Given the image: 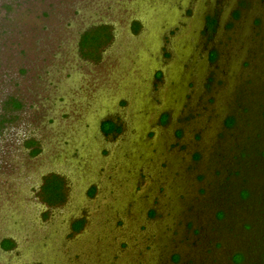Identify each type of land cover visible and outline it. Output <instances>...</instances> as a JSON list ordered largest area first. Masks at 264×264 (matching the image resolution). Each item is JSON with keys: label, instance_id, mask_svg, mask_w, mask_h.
I'll return each instance as SVG.
<instances>
[{"label": "rangeland", "instance_id": "1", "mask_svg": "<svg viewBox=\"0 0 264 264\" xmlns=\"http://www.w3.org/2000/svg\"><path fill=\"white\" fill-rule=\"evenodd\" d=\"M100 23L113 38L83 54L82 33ZM261 27L264 0H0V264H236L240 251L254 255L240 264H258L260 222L220 217L215 194L240 141L225 121L248 119L264 97V77L260 90L250 83L264 66L246 64L243 47ZM12 97L23 106L7 112ZM107 118L123 132L104 134ZM53 173L66 198L48 205Z\"/></svg>", "mask_w": 264, "mask_h": 264}, {"label": "trees", "instance_id": "2", "mask_svg": "<svg viewBox=\"0 0 264 264\" xmlns=\"http://www.w3.org/2000/svg\"><path fill=\"white\" fill-rule=\"evenodd\" d=\"M246 4V1H241V5L244 6ZM215 14H207L206 16V24L204 28L205 33H209L211 36L217 31L219 27V11L216 9ZM243 15L242 9H237L234 13V18L239 19ZM262 22V17L257 19V23L259 24ZM235 24V23H234ZM232 26L233 23H230ZM140 27V22L136 21L134 24L135 30H137ZM264 29L261 27L260 29V36L258 40L255 43V46L249 47L246 44H243V47L245 51L249 54L248 63L246 64H252V62L256 63V66H264V35L261 34ZM258 32V33H259ZM113 32L111 30L110 25L100 23V24H94L90 26L87 30H85L81 35L80 40V49L85 55L94 56L97 58L99 48L107 44L111 41L113 38ZM245 38H249L248 35L245 36ZM240 39L243 41L244 36L240 37ZM222 53L219 52L218 48H214L210 53V61L217 62L221 58ZM262 58V59H261ZM257 59L260 60L257 62ZM254 63V64H255ZM223 66V65H222ZM219 70H223L220 68ZM217 73L214 72L211 75V80L217 79ZM253 75V74H252ZM249 75V76H252ZM264 77L263 70L260 72H256L255 75H253L250 78V83L254 82L256 87L259 88L258 83L259 81ZM219 81L222 83L225 81L224 78H219ZM249 83V84H250ZM241 87L240 89L243 90V93H245L248 88L247 84H244L243 82L239 85ZM263 88V87H262ZM260 90V88L258 89ZM262 92V91H261ZM243 94V98L245 96ZM264 96V94H263ZM263 98V99H262ZM257 100V99H256ZM259 101L256 102L258 109L256 111H249L250 108H248V114L250 117L246 120L241 118L239 121L238 117L235 115H230L227 120L225 121V127L227 129L230 128H238L240 129L239 137L240 139L239 143H237V151H236L235 157H233L232 160L227 159V163L221 167V169H218L219 173H224L225 177V183L222 184L221 188L217 190L216 200L223 205L221 212L219 213L220 217L225 216L230 217L232 222L237 223L241 218L248 219L250 223L248 224L247 228L252 229L253 225L257 224V222H260L261 229H256L257 236H262L263 238L259 237L261 240L259 243L256 241L255 245H261L260 243L264 241V97H259ZM23 104L20 100H18L15 97L9 98L4 102V110L9 111V109L12 110H18L22 108ZM247 112V111H246ZM4 115L0 114V120L2 121V117ZM169 116V113H165L161 117V122L166 123L167 117ZM253 118H252V117ZM4 118V117H3ZM5 120V118H4ZM260 124L258 127L257 124ZM248 124V125H246ZM256 124L257 127L255 129L254 125ZM245 127H244V126ZM249 128V129H248ZM101 130L106 135H112L116 136L123 132L124 126L119 122L118 120H115L114 118H107L101 122ZM182 132L179 131L178 135H180ZM27 143L29 145H36L37 141L34 139L28 140ZM221 147V146H220ZM228 147V146H227ZM225 147V148H227ZM221 148H224L223 146ZM227 150V149H226ZM40 151V148L36 147L32 153L37 154ZM253 153L255 155V158L253 161H248L249 155ZM201 157V153L198 151L195 154V158ZM224 157H227L224 155ZM214 159V158H213ZM212 159V160H213ZM214 162V161H213ZM212 162V163H213ZM236 170V172H234ZM234 176V177H233ZM238 188H241L240 195H236V191ZM95 190V186L91 189V193H93ZM42 197L43 201L47 203L48 205H55L59 203H63L66 198V191L64 186V179L59 174H50L45 177V182L42 186ZM233 197V198H232ZM234 201V202H233ZM234 204V205H233ZM231 206L233 208L236 207L237 212L231 213L228 212V208L231 209ZM152 213H155V211H152ZM236 219V220H234ZM85 223V219H77L73 223V230L79 231L83 228ZM236 225V224H235ZM257 227V225H256ZM263 227V228H262ZM255 233V232H254ZM3 248L5 249H11L15 246V242L7 238L2 243ZM258 247V253L259 256L262 255L263 257H259L258 255H255V257L259 260L258 264H264V250L263 248L259 246H253ZM237 254L241 257V259L237 258ZM247 254H244V252L240 251L237 252L234 256L233 262L236 264H240L242 262H245L247 260L253 259L254 255L247 257ZM258 256V257H257ZM179 256H175V260H177ZM251 261V260H250ZM252 262V261H251Z\"/></svg>", "mask_w": 264, "mask_h": 264}, {"label": "flooded vegetation", "instance_id": "3", "mask_svg": "<svg viewBox=\"0 0 264 264\" xmlns=\"http://www.w3.org/2000/svg\"><path fill=\"white\" fill-rule=\"evenodd\" d=\"M12 249V248H11Z\"/></svg>", "mask_w": 264, "mask_h": 264}]
</instances>
